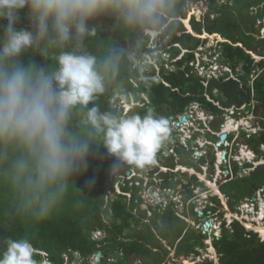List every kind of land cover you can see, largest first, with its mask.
<instances>
[{"label":"clouds","instance_id":"9594fccd","mask_svg":"<svg viewBox=\"0 0 264 264\" xmlns=\"http://www.w3.org/2000/svg\"><path fill=\"white\" fill-rule=\"evenodd\" d=\"M25 8L28 9L31 30L16 27L18 15ZM180 8L181 0H0V19L8 21L3 35H0V192L6 195L3 205L12 219L39 225L52 218L69 196L71 178L85 169L92 145L98 142L116 157L114 169L124 164L137 168L155 164L157 153L170 138L169 121L152 109L144 115L121 112L115 106L102 110L97 100L116 84L125 54L121 50L110 49L102 56H97L84 50V41L94 35V22L104 16L113 18L121 29L135 33L141 39L149 37L150 41L156 37H170L175 19L180 18H175ZM181 23L186 32L202 41L207 39L208 34L209 37L218 34L226 39L219 32H206L205 28L203 32L208 34L202 37V31L197 33L191 23L192 31L184 25L183 18ZM213 39L216 38L213 36ZM236 44L242 46L241 43ZM199 47L202 49L203 44ZM33 52L51 58L53 64L40 66L30 60L25 65L20 59L22 54ZM199 52L195 49L194 63ZM158 53L161 51H154L152 55ZM162 54L163 58L167 55ZM148 55L147 59L158 67L152 55ZM201 65L209 70L214 66L213 62L207 60ZM223 71V74L209 77L203 73L200 75L209 80L228 72L227 78L237 79L230 66ZM115 91L126 98L119 88ZM232 108L234 112L230 113ZM242 109L247 115L253 110L246 111V105ZM188 111L172 117L171 122L179 125L193 121L195 117L201 123L206 122L205 112L199 110L198 115H195L194 109L190 113ZM225 115L234 119L235 106L225 108ZM182 116L187 118L183 122ZM245 119L248 121L247 116ZM225 123L221 124L220 130L211 128L217 140L210 139L207 142L216 145L215 155L225 151L227 160L232 153L229 134H235L240 128H243V133H247L252 127L241 125L237 131L226 132ZM222 134L227 135L223 141L220 139ZM243 147L246 154L242 156L244 159H240L245 162V171L248 162L257 163V166L264 164L261 149L259 161L251 158ZM199 151L196 149L195 153ZM246 155H249V161ZM126 171L127 175L132 172L129 180L135 177L133 174H138L133 167ZM239 172H242L240 168ZM216 190L224 197L218 187ZM213 202L211 200L208 206L213 207ZM208 206L197 212L205 216L200 224L207 229L212 227L208 212H213L208 210L205 214L204 210ZM206 223H210V226L206 227ZM203 230L206 232V229ZM213 241H210L211 246ZM35 254L27 236L9 237L0 248V264H52L45 256L37 262ZM94 255L99 262L101 252Z\"/></svg>","mask_w":264,"mask_h":264},{"label":"trees","instance_id":"16d2710c","mask_svg":"<svg viewBox=\"0 0 264 264\" xmlns=\"http://www.w3.org/2000/svg\"><path fill=\"white\" fill-rule=\"evenodd\" d=\"M211 2L215 3L216 0H211ZM185 3L186 0H181V8L175 18L180 16L185 18V13H182V6ZM212 11L223 12V20L217 16L216 21L211 22L209 15ZM205 15L207 16L206 28L208 32L222 33L223 37L231 41V43L220 42L221 54L224 62L236 73L237 79L227 78L228 72L223 76L209 80L198 74L194 68V51L200 46L202 40L186 32L178 19H175L176 23L170 37L157 38L154 49L146 48L149 37L143 39L138 37L141 41L140 54L142 52L144 54L140 56V59L144 63L134 62L135 57H131V53L125 50V46L117 37L110 33H98L85 39V51L94 50L93 45L98 44L100 47L98 56H102L110 49H118L125 54L116 84L109 87L97 100L101 109L104 110L110 106L118 108V95L120 94L115 89L119 88L128 96L129 93L133 94L136 102L142 99V93H147L150 100L146 103L144 101L141 108L137 106L129 114L144 115L149 109H152L157 115L168 120L170 116L177 117V115L184 114L194 102H197L212 115L213 120L210 121L212 130L220 128L224 122L225 108L231 106H235L236 115L244 112L242 106L246 105L247 110L253 109L255 113L264 116V59L255 62L247 51H253L256 42L264 41L253 35V33H259V29L256 28L257 21L264 18V0H229L219 7H213ZM28 16L27 8L21 10L16 20V27L31 30ZM7 23V19H0V34L4 33ZM203 25V21L193 19L192 26L197 33H201ZM116 33L123 39L136 36L135 33L125 31L119 26ZM240 38H247V40ZM236 43H241L242 46H236ZM183 50L184 54L182 55ZM154 51H161V53L152 55ZM162 52L169 55L167 62L162 59ZM36 54V52L24 53L20 59L25 65L30 60L38 64ZM147 54L152 55V58L160 66L158 70H156L157 66L155 68L152 64L147 63ZM257 54L264 56V54ZM180 56L181 58H179ZM43 63L51 65L53 61L51 58H46ZM168 64L175 68H166L165 65ZM240 64H242V68L238 70ZM148 68L150 71L146 72ZM135 77L139 80L138 84H134L132 81ZM251 77H254L252 83ZM119 109L123 112L121 107ZM175 140L177 146L173 151L182 157L176 160L173 151L170 152L171 144L164 145L157 153L156 159L161 167L168 168V170L160 169L157 166L152 168L154 164L145 167L150 169V184L155 183V179H160L163 182L162 188L175 190V186L182 183L180 180H174L175 177L178 174L187 175V172L172 171L178 165L192 167L201 172V166L208 163L209 160L204 155H201L198 161L184 159V145L178 139ZM249 142L257 155L260 156L259 145L264 144V130L250 138ZM91 157L93 160L88 163V158ZM88 158L85 169L71 178L69 196L64 206L52 218L39 225H29L12 219L3 205L6 195L0 192V248L3 247L6 238L27 236L35 249L34 259L39 262L45 256L52 264H75L73 261L77 260L76 253H79L80 257L84 259L81 263L76 264H89V255H94L98 251L106 253L117 251L115 256L118 260L115 264H128L135 255L141 256L145 264H159L162 259L159 257V252L154 251L153 248L169 253L160 238L167 239L171 246H174L179 240L176 245V255L198 253L195 248L198 244L204 245L203 238L206 235L201 232L200 235H196L197 231L188 226L186 220L177 214L174 209L175 203L171 200L165 205L159 203L155 207L141 209L143 199L138 195L141 185L137 186L135 183L142 182V180L136 177H134L135 180L132 178L119 184L122 193L116 194V198L111 200L109 204L111 213L108 218H103L102 206L105 203L106 184L109 181L110 171L114 170L113 166L117 164V159L109 154L104 145L99 142L92 145V152ZM209 162H213V160ZM132 167L136 169L137 173L142 170V168L124 164L120 166L119 174H125L126 170ZM210 170H214L213 165L210 166ZM234 171L236 174L239 172L237 165L234 166ZM201 183L195 174L187 179V183L183 184L181 191L185 195V203L194 196L193 190L189 186H199ZM263 184L264 164L258 166L249 175L228 180L220 187V190L223 194L240 200L252 195L255 192L254 189ZM108 187L109 190H112L111 185ZM210 200L215 203L219 202L215 196H212ZM195 206V203L189 202L190 213L198 222L199 215L195 211ZM208 210L214 212L216 208L208 206L204 210L205 214ZM149 212L152 213L151 216H148ZM234 225L232 233L223 228L221 237L214 238V244L221 254L222 262L224 264H264V252L262 257L245 253L243 245V241L246 240L244 238L245 230L239 222ZM95 229L106 232L107 236L103 240L94 239L93 231ZM172 237L175 238L173 241H171ZM41 252L46 254L43 255ZM178 258L187 263L194 262L190 257L179 256ZM194 263L196 264V261Z\"/></svg>","mask_w":264,"mask_h":264},{"label":"rangeland","instance_id":"374dc122","mask_svg":"<svg viewBox=\"0 0 264 264\" xmlns=\"http://www.w3.org/2000/svg\"><path fill=\"white\" fill-rule=\"evenodd\" d=\"M228 1L229 0H216V2L214 3V2H211V0H186V3L182 6V13H185V17L187 18L184 21L185 22L184 25L187 26L189 31H192V27H191L190 23L192 24L193 19L196 21L200 20V21L204 22V25H203L201 31L203 32L204 31L203 29L205 28L206 32H207V28H206V19H207L206 17L207 16L205 15L207 13V11H209L210 9H212L215 6L219 7V5H221L224 2L226 3ZM191 14L194 16H191ZM217 16H219V18H221V20H223V17H224L223 12H221V11L220 12H213L212 11V13L209 15L210 21L211 22L216 21ZM181 18L185 19L183 16H181ZM29 21H30V25H31L30 18H29ZM262 26L264 27V19H262L261 21L260 20L257 21V24H256V28L260 29V34H259L260 36H257V39L261 38L264 40V35H263L264 30L262 29L263 28ZM31 27H32V25H31ZM94 27H95L94 35H97L98 33H104V34L110 33V34H112L114 37L118 38V40L121 42V44L123 46H125L124 47L125 50L127 52L131 53V57H135V61L131 58L134 62L144 63L143 60L140 59V56L141 55L143 56L144 54H143V52L140 54L141 41L139 40V38H138L139 36L137 34L133 38L123 39L122 37H120V35H117V33H116L118 30V25L115 22V20L113 18L107 17V16L98 18L94 22ZM203 34H205V33L203 32ZM255 34H257V33H255ZM0 35H3V34H0ZM221 35H222V33H221ZM205 36H207V35H205ZM216 38L217 39H213V36H211V37L208 36L207 39H204L202 41V44H203L202 49L204 50V52L202 51V49L200 47L196 48L197 51L200 50V52L198 53L199 57H197V59L195 60V63H194V68L197 70L198 74L203 73V75L205 74V75H207V77H209L210 75L212 76L214 74H216V75L223 74L224 73L223 70H225L227 68V66H229L227 63L224 62V58L221 54V46H220V42H224L227 39H222L220 35H217ZM247 38H240V39L241 40H247ZM121 39H123V40H121ZM156 39H157V37L154 38L153 40L150 39L149 45H147L146 48H152L155 44ZM229 42H231V41H229ZM93 48H94V50L90 49L89 52H91L93 54H97V56H98V53L100 51V47L98 46V44L97 45L94 44ZM94 51H96V53H94ZM250 51H252V50H250ZM255 51L257 53L264 54V41L261 43L256 42L255 48L253 50V53H255L256 55H259ZM36 53H37L36 55L38 56V60H37L38 65L47 66L46 63H43V60L46 58L43 55H41L39 52H36ZM204 53H205V55H204ZM211 55H213L212 58H211ZM99 56H101V55H99ZM206 56L208 58H206ZM252 57L254 58V55ZM162 59L165 61L166 60L168 61L169 55L168 56L166 55L164 58L162 57ZM206 60L209 62H213V64H214L213 69L209 70V69H206V67H205V69L203 67H201L202 66L201 62L206 61ZM254 60H255V62H257V61H260V58L255 57ZM147 63L153 64V66L155 64L152 60H149V59H147ZM221 64H223L225 66L222 68L223 65H221ZM241 66H242V64H240V66L238 67V70L240 68H242ZM165 67L166 68H175L174 66H171L170 64L165 65ZM217 67L220 69L215 70ZM158 68H160V66H158L156 68V70H158ZM207 68H212V67L208 66ZM206 70H208V71L206 72ZM149 71H150V69L148 68L146 70V72H149ZM251 78H253V77H251ZM132 81L134 84L139 83V80L137 77H135ZM124 94L126 95V98H125V96L118 95V98H119L118 108L121 107L123 112L128 113V114L133 109H135L137 106L139 108H141V106L144 104V101H145V103L150 101L148 98V95L146 93L141 94L142 99H139V102L135 101L136 99H135L133 94L129 93V96L126 93H124ZM197 106H198V104L193 103L188 108L189 111L187 113H190L192 111V109L195 110V115H198L199 110L203 111L207 115L206 116L207 117L206 122L201 123L198 120V117L196 118L194 115L195 118L192 119L193 121H185V123H180L179 125H177L175 122H171L172 116H170L168 121H169V125H170V132H172V133L170 134L169 140L165 143V145H167L168 143L171 144L170 152H172L174 150V148L177 146L175 139H178L179 142L182 145H184L183 146L185 149L184 154H183L184 159L198 161L199 157L201 155H204L207 158V160H209V161L213 160V162L208 161V163L201 166V169H202L201 172H199L197 169L194 168L198 173L201 174V176L197 175V177H198L199 182H202V183L199 186H195V185L189 186L190 188H192L193 194H194L192 199L185 203L184 202L185 195L181 193L183 184L187 183V179L192 175L191 172L185 171L183 169L177 170L178 167H176L174 170H172V171H175L176 173H179V171L181 173L187 172V175L178 174L175 177L174 180H180L182 182V183H178L177 186H175V190L162 188L161 185L163 184V182L160 179H155V181H154L155 183L150 184L149 183L151 180V178L149 177L150 176V169L142 168L141 172H139L136 175L133 174V176L142 180V182L138 181V183H135V185H137V186L141 185L139 187V190H138L139 191L138 195L141 196V198L143 199V201L141 203V209H148L150 206L155 207L159 203H163L165 205V204L169 203V201L171 200L175 203L174 209L176 210L177 214L181 218H184V220H186V222L188 223V226H190L191 228H194L197 231L196 235H200L199 234L200 232L204 233V230H203L204 227L200 224V222H202L203 219H205V216L199 215V220H198V222H196V220L194 219V217H192V214L190 213L189 202L191 201L192 203L196 204L195 211L198 212V210H203L205 208V206H208L209 204L211 205V203H210L211 200H209L210 197L216 195V191L213 188H211L209 183H214V185L216 184L217 187L220 188L223 185L224 181L231 179L232 173H233V177H235L236 173L234 171V166H235V163L238 164V162H236V160L239 159V158H237V156H239V157L243 156L242 155V147L243 146L241 143H243V144L246 143L245 138L247 137L246 136L247 133H245V132L243 133V130H242L243 128H240V129L238 128L239 131H237L235 134H229V136H231V138L229 140H231L230 144L232 145L230 147V152H232L231 153L232 157H231V155H228L227 160L223 161L222 164H220L219 168L222 170L221 171L222 173L219 174L217 172L218 168L216 167V161H218V156L215 155L216 153L214 151L216 145L214 144V146H212V145L208 144V142H207V140H210V139H212L214 141L217 140V137L216 136L214 137V133L211 131L210 121L213 120V118H212V115H210L204 108H202L201 106H199V107H197ZM190 108H192V109H190ZM246 111H247V108H246ZM244 115L250 116L251 114L247 115L246 112H242L240 114H237L236 117H234V119H237L238 122H241V123H243V121H244V124H241L242 126L243 125L249 126V122L246 121ZM200 116L202 117V114ZM228 119H229V116L225 115L224 121L227 122ZM234 119H232V120H234ZM201 124H202V126H201ZM208 124H209V127H208ZM237 127H238V125H237ZM220 129L221 128H219V130ZM229 132H231V131H229ZM191 140L194 141V143L190 142ZM196 149L200 150L198 154L195 153ZM173 155L176 156V160H179L182 157V156L176 154L175 151H173ZM246 157L248 158V161H249V158H250L249 155H246ZM242 158L244 159V157H242ZM255 159H258L260 161L261 157L258 155L257 157H255ZM92 160H93L92 157L88 158L87 162L91 163ZM251 163L252 162L247 163L246 171L241 170L242 172H238L237 175L242 176V175L248 174L249 168L247 166ZM253 164L254 165L252 167H250L251 169L259 166V165L257 166V163H253ZM211 165L214 166L213 171L210 170ZM156 166L159 167L160 169H164L160 166V163L157 161V159H156V162L152 168H154ZM223 166H225L224 168H227L229 170V172L224 171L225 169H223ZM119 168L114 169V170L110 171V173H109V177H108L109 181L106 184L107 185L106 186L107 192H105V196H104L105 203L102 206V208L104 210L103 218H105V219L108 218L109 214L111 213V210L109 207L111 200L116 198V194L121 192L119 189V184L127 182L130 179V177L132 176V172H130V174H128V175L125 173V175L122 176L121 174H119L120 173ZM92 170H94V169L92 168ZM116 178H120V179L117 180ZM136 178H134L132 180H135ZM95 180H97V178H95ZM108 185H111L112 190H109ZM129 196L130 195L128 194V197ZM221 198L222 199H220V197H218V200H219L218 204L213 202L216 205L215 206L216 211H214L212 216L214 217L215 223L217 221H220V222H222V228H225L226 227L225 222H226V225L229 223L228 218L226 220H224V218H223V212H224L223 210L227 208V205H226L227 200H226L225 196L224 197L221 196ZM222 202L225 204L224 207H222ZM77 205H79V204L77 203ZM225 213L230 214V212L228 213V210ZM151 214L152 213L149 212L148 216H151ZM233 214L237 215V213H233ZM239 215H240V217L242 216L240 214V212H239ZM238 219H240V218H238ZM205 234H206V237L204 238L205 240L203 239V243L205 245L202 247L201 250H198V252L201 253V257H197V254L186 256V257L192 258L194 260V262L198 261L196 264H209L210 262H212V263L214 262L213 261V255L214 254H211L209 252V249L211 246H210V243L208 244V242H209V240H211V242H212L214 236H216V235L212 232L211 228H209V229L206 228ZM93 236L95 237L96 240H103L107 236V233L102 231V230L95 229L93 231ZM174 239L175 238L172 237L171 241H173ZM206 239H208V240H206ZM164 243H167L166 240ZM169 244H170V242H169ZM169 244L168 245L165 244V245L168 248V250L171 252L169 254L171 257V255L173 256V253H174L173 250L175 249V247H170V249H169ZM207 244L210 246L209 249H207L208 248ZM115 252H117V251H115ZM44 254H46V253H44ZM110 254H111V252H109V255ZM102 256L103 255L101 254V256H100L101 264L103 263V261L101 260ZM168 256H166V258H165L166 260L167 259L170 260V257H168ZM178 256L179 255L175 254L173 257H174V259H176ZM77 257L79 260L78 259H77V261L75 260L74 261L75 264L78 262H81L80 256H77ZM113 258L114 259L108 258L107 262L109 263L111 260L113 263L116 262L117 257L114 255ZM215 260H217V258H215ZM176 261L178 264H195L194 262L193 263H187L186 261H182L179 258H177ZM88 262H89V264H100L97 261L96 255L89 256ZM43 264H45V263H43ZM128 264H135V263H133V261H130ZM170 264H175V263L172 261Z\"/></svg>","mask_w":264,"mask_h":264},{"label":"flooded vegetation","instance_id":"af4514ba","mask_svg":"<svg viewBox=\"0 0 264 264\" xmlns=\"http://www.w3.org/2000/svg\"><path fill=\"white\" fill-rule=\"evenodd\" d=\"M260 34V29H259V33L258 34H255V33H253V35L257 38V36H260L259 35ZM260 39V38H259ZM226 124V123H225ZM233 131H237V130H233ZM253 137V136H252ZM252 137H250V138H252ZM250 138H246V144H248L250 147H252V144L249 142V139ZM261 145V144H260ZM260 145H259V148H260ZM253 149V148H252ZM254 150V149H253ZM242 151H245L244 149L242 150ZM255 151V150H254ZM220 155H221V153L218 155L219 156V159H218V163H217V165H216V167L218 168L217 169V172L220 174V170H219V164H220V162H221V160H220ZM263 156H264V154H263ZM254 164H249L247 167L249 168L248 169V171H249V173L248 174H245V175H249L254 169H256L257 167H255V168H250V167H252ZM225 166H223V169H226V168H224ZM222 173V172H221ZM244 175V176H245ZM238 177H242V176H238L237 174H236V177H233V178H238ZM225 182H227V181H224L223 182V184L225 183ZM216 183V182H215ZM216 185V184H215ZM217 186V185H216ZM264 187V184L262 185V186H260V187H257V188H255L254 190H255V192L252 194V195H250V196H246V197H244V198H242V199H240V200H236V199H234V198H231L230 196H228V195H225L224 194V196L226 197V205H227V208L226 209H224L223 211V218H224V214H225V212L228 210V213L230 212V214H227V215H231V224H230V227L228 226V227H225V229L229 232V233H232L233 231H234V228H235V223L236 222H239V224L244 228V230H245V233H244V238L246 239V240H244L243 241V245H244V250H245V253H249V254H251V255H258V256H260V257H262L263 256V252H264V194H258V189H260V188H263ZM217 188V187H216ZM220 189V188H219ZM223 193V192H222ZM217 195V196H216ZM216 195H215V197H220V199H222L221 198V196L216 192ZM216 204H218V203H216ZM246 204H248L249 206H246ZM216 205H215V203H214V205H213V207H215ZM225 206V204L222 202V207H224ZM250 206H254V208H253V210H251V212H249L248 211V208L250 207ZM229 207V208H228ZM216 208V207H215ZM246 208H247V210H246ZM263 211V212H262ZM239 212H240V214L242 215L241 217H240V215H239ZM233 213H237V215H235V214H233ZM227 215H226V218H227ZM245 215H247L248 217L247 218H245ZM237 216V217H236ZM233 217V218H232ZM263 217V218H262ZM238 218H240V220L238 219ZM260 224V225H259ZM257 227V228H256ZM263 229V230H262ZM222 232H223V229H222V231H221V235H222ZM220 235V236H221ZM215 238H219V237H215ZM204 239V238H203ZM160 240H161V242L163 243V245L166 247V245H168L169 244V241L167 240V239H162V238H160ZM165 240H166V242L168 243H164L165 242ZM179 242V240H177L176 241V244L174 245V246H171L170 244H169V249H170V247H175V249L173 250L174 251V253H173V256L176 254V245H177V243ZM210 242H208V244H209ZM166 244V245H165ZM204 244V243H203ZM207 244V246H208V248L207 249H209V247L211 246V244H210V246ZM205 245V244H204ZM204 245H201V244H198L197 246H196V250L198 251V250H201L202 249V247L204 246ZM206 247V246H205ZM212 247H213V249H215L214 250V252L213 253H211L210 251V253L211 254H214L213 255V263L212 264H224L223 262H222V259H221V254L218 252V250H217V247L215 246V244H214V241H213V245H212ZM167 248V247H166ZM168 249V248H167ZM153 250L154 251H158L159 252V257H161V262L159 263V264H170L172 261L176 264L177 263V261H176V259L179 257V256H189V255H193V254H197V257H201V253L200 252H198V253H191V254H189V255H179L176 259H174V257L171 255V257H170V251H169V253H164V252H161V249H158V248H153ZM111 252V254L109 255V253H106V252H101V254L103 255L102 256V258H101V260L103 261V263L102 264H115V262L113 263L112 262V260L108 263L107 262V260H108V258H112V259H114L113 257H114V255H115V252L114 251H110ZM208 253V252H207ZM169 255V256H168ZM89 256H92V255H89ZM166 256H168V257H170V260L169 259H165L166 258ZM77 259H78V257H76ZM89 258V257H88ZM215 258H217V260H215ZM79 260V259H78ZM80 260H81V262L84 260L82 257H80ZM99 260H100V258H99ZM117 260H118V258H117ZM77 261V260H76ZM132 261H133V263H135V264H145V262H143V260H142V258H141V256H139V255H135L134 256V258L132 259ZM81 262H78V263H81ZM112 262V263H111ZM198 261H196V263H197ZM98 263H100L101 264V262L99 261ZM178 264V263H177Z\"/></svg>","mask_w":264,"mask_h":264},{"label":"built area","instance_id":"2783aa9c","mask_svg":"<svg viewBox=\"0 0 264 264\" xmlns=\"http://www.w3.org/2000/svg\"><path fill=\"white\" fill-rule=\"evenodd\" d=\"M230 112L233 113L234 112V109H230ZM250 116H247V119L249 122V126L252 127L246 134L247 138H250L254 135H258L260 131L264 130V116L263 115H260V114H257L255 113L253 110L250 112ZM237 137V136H236ZM244 148L247 150L248 154L250 155L251 158H255L257 155L255 153V151L252 149V147H250L248 144H244ZM260 149L262 150V153L264 154V144H261L260 145ZM232 157V155H231ZM237 158H239L238 160H236L238 162V166L241 170L245 171V162L244 160L240 159L239 156H237ZM227 172H229V170H226ZM230 174V173H229ZM233 175V173L231 174ZM258 194H264V187L263 188H260L258 189ZM212 205H214V203H212ZM246 206H249L248 204H246ZM254 206H250L248 208V211L249 210H253ZM251 212V211H249ZM214 212H208V217L210 219V221L212 222V227H211V230L212 232L217 236V237H220L221 235V231H222V222L220 221H217L216 223L214 222V217L212 216ZM226 215L227 213L224 214V220H226L228 218H226ZM248 216L245 215V218H247ZM240 220V219H239ZM228 221L229 223L226 225L225 223V226L226 227H230V224H231V219L228 218ZM206 229V228H204ZM209 229V228H208ZM205 232V230H204ZM214 236V237H216Z\"/></svg>","mask_w":264,"mask_h":264},{"label":"water","instance_id":"95a60500","mask_svg":"<svg viewBox=\"0 0 264 264\" xmlns=\"http://www.w3.org/2000/svg\"><path fill=\"white\" fill-rule=\"evenodd\" d=\"M178 20H180L181 22H182V18H181V16H180V18H178ZM208 34V33H207ZM218 34H214L213 36L216 38V36H217ZM208 36H210V34H208ZM202 37H207V36H202ZM217 39V38H216ZM225 42H229L228 40H225ZM238 45H240V44H236V46H238ZM250 52V54H253L254 55V57H259L260 59H264V57H262L261 58V56H259V55H255L252 51H249ZM187 118H186V116H182L181 117V121L183 122V121H185ZM226 134H222L221 136H220V139H221V141H223L225 138H226ZM190 142H193L194 143V141H190ZM218 145H220V143H218ZM220 160H222V161H226V158H225V151H223L222 152V154H221V156H220ZM179 167H178V169L177 170H180V169H183V170H185V171H188V172H191L192 174H195V175H198V176H201V174L200 173H198L194 168H189V167H184V166H180V165H178ZM206 227H209L210 226V223H206V225H205ZM95 238V237H94ZM100 255V253H98L97 254V256H99ZM76 256H78V254H76Z\"/></svg>","mask_w":264,"mask_h":264},{"label":"bare ground","instance_id":"6f19581e","mask_svg":"<svg viewBox=\"0 0 264 264\" xmlns=\"http://www.w3.org/2000/svg\"><path fill=\"white\" fill-rule=\"evenodd\" d=\"M187 19V18H186ZM186 19H184V21L186 20ZM185 23V22H184ZM188 29V28H187ZM205 34H203L204 36L205 35H207V33L206 32H204ZM259 58V57H258ZM243 121V120H242ZM238 125V127H237V125ZM241 124H244V121H243V123H241V122H237V120H232V119H228V121L226 122V124H225V128H224V130L227 132V131H233V130H237L238 128H240V126H241ZM190 145V144H189ZM246 154V152L245 151H242V155H245ZM210 184V186H211V188H213L216 192H218V190H216L217 188V186L216 185H214V183H209ZM246 210H247V208H246ZM251 211V210H250ZM263 212V211H262ZM228 218L229 219H231V215H228ZM233 218V217H232ZM263 218V217H262ZM228 223V222H227ZM260 225V224H259ZM257 228V227H256ZM263 230V229H262ZM264 231V230H263ZM211 240H209V242H210ZM214 250L215 249H213V247L211 246L210 247V249H209V251L211 252V253H213L214 252ZM215 253V252H214Z\"/></svg>","mask_w":264,"mask_h":264}]
</instances>
